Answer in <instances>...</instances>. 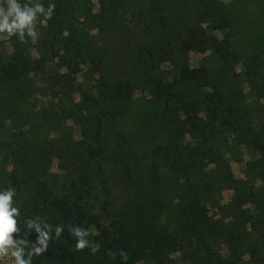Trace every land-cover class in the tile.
Instances as JSON below:
<instances>
[{
    "label": "trees",
    "instance_id": "16d2710c",
    "mask_svg": "<svg viewBox=\"0 0 264 264\" xmlns=\"http://www.w3.org/2000/svg\"><path fill=\"white\" fill-rule=\"evenodd\" d=\"M65 1L42 0L45 12L49 2L56 7L52 18L43 25L46 36L34 45V51L27 47L17 50L14 45L0 47V82L16 86L20 79L33 74H49L51 78L56 76L54 86L49 88L55 96L63 93L74 98L77 89L73 76L80 73L78 58L82 55L83 43L79 38H70L68 42L79 48L73 55L52 44L59 38L52 31L55 28L62 32L68 30L69 14L75 11L69 8L64 13ZM98 1L103 8L104 2ZM76 4L81 3L76 1ZM207 6L179 31L170 30L171 20L161 7L155 9L154 4L150 7L153 14L150 19L156 28L153 30L150 23H145V30L160 40L157 44L139 46L135 61L144 68V82L148 87L143 89L144 96L162 102L159 116L176 119L177 125L165 144L156 143L151 148L149 177L136 188L137 197L127 199L114 213L106 209L96 211L90 201L89 182L94 168L92 163H85L82 153L78 155L81 163L67 183H59L54 176L45 179L41 177L42 173L36 175L23 167L18 159L21 151H31L27 140L33 137V131L28 127L25 129L26 123L17 124L23 138L18 133L15 140L8 134L3 135L7 138L2 137L0 128V151H3L0 189L9 186L16 189L14 201L20 211L21 236L26 230L23 224L26 217H41L53 226V230L57 225L64 227L61 238L50 241L48 251L34 256L32 264H264V192H260L254 182L240 186L225 163L221 165L229 177L223 180L229 181V185L217 186L222 180L220 173L209 179L216 165L219 167L217 149L214 148L218 141L230 137L236 145L250 146L264 155V123L258 126L249 111L242 107V89L233 86L238 75L228 32L221 38L205 27L208 19H212L211 26L225 31L230 22L218 20L225 15L226 9L215 3ZM91 51L88 58L82 57L80 61L84 63L90 58L91 71L97 79L93 87L100 93L109 91L114 99H130L136 85L134 81L124 77L109 82L103 58L93 48ZM191 51L210 52L212 62L181 64L174 68L166 65L177 52L187 54ZM254 71L249 66L248 72ZM16 118L18 116L13 119ZM103 131L104 120L99 117L91 136L99 148L87 142V160L102 150ZM118 136L117 146L128 144L123 136ZM192 139L207 146L200 158H196L190 149L186 152L187 148H192L189 145L193 143ZM125 155H119L117 161L122 176L133 181L132 166ZM195 173L197 175L192 179L190 174ZM184 181L195 193L185 200L175 197L172 207L175 206L178 220L174 229L168 230L160 224L159 218L171 205L160 195L177 189ZM225 190L231 191V196L223 202ZM215 191L220 198L215 196ZM70 225L95 229L87 239L99 242V251L92 253L89 248L76 251L75 239L68 230ZM13 236L15 238L16 234ZM36 236L33 232L28 239L34 242ZM122 250L127 254V260L121 258Z\"/></svg>",
    "mask_w": 264,
    "mask_h": 264
},
{
    "label": "rangeland",
    "instance_id": "374dc122",
    "mask_svg": "<svg viewBox=\"0 0 264 264\" xmlns=\"http://www.w3.org/2000/svg\"><path fill=\"white\" fill-rule=\"evenodd\" d=\"M76 1L81 4H76ZM102 1L103 8L98 0H66L63 5L64 13L69 8L75 10L69 14V28L63 32L59 28L52 31L58 34L55 37H59L52 44L57 49L62 48L68 55L76 54L79 50L76 44L68 42L71 37L79 38L83 43L80 48L82 55L78 58L80 73L73 76L74 88L77 89L74 98L63 93L55 96L49 88L54 86L56 76L51 78L49 74H33L20 79L16 86L0 82V128L2 137L7 138L3 135L8 134L15 140L18 133L23 138L17 124L26 123L25 129L28 127V130L33 131V137L27 140L28 150L31 151H21L18 159L23 167L36 175L42 173L41 177L45 179L54 176L59 183H67L69 178L74 177V171L77 170L78 163H81L78 155L82 153L85 163H92L94 168L89 182L92 200H89L93 201L96 211L106 209L114 213L127 199L137 197L136 188L149 177L151 148L156 143L165 144L177 125L176 119L159 116L163 108L162 102H154L144 96L143 89L148 88L144 82V68L135 61L139 46L157 44L160 40L157 35L145 30V23H150L153 30L156 28L155 22L150 19V15H153L151 5L154 4L155 9L162 8V12L171 20L170 30L174 31H179L185 24L194 21L197 12L205 11L207 5L215 3L226 9L227 13L225 11V15L218 20L230 22L225 31L221 32V28L211 26L212 19H208L205 27L208 32L221 38L228 32L236 55L233 64L238 75L233 86L242 89L241 105L260 126L264 123V0ZM36 28L39 38L35 42L29 39L28 43L22 44L16 36L4 35L0 36V47L10 48L14 45L17 50L27 47L34 51V45L46 36L43 25L37 23ZM92 48L103 58L109 82L124 77H130L134 81L136 85L130 99H114L110 97L109 91L100 93L93 87L97 79L92 74L90 58L84 63L80 61L82 57L88 58L92 54ZM211 62L210 52L191 51L187 54L177 52L166 65L174 68L181 64L200 65ZM249 66L255 71L248 72ZM15 116L18 118L13 119ZM99 117L104 120L102 150L87 160L86 143L99 148L91 138L95 120ZM12 133L14 134L11 136ZM118 135L123 136L128 144L117 146ZM227 139L214 145L219 167L216 165L217 168L211 172L209 179L220 173L222 180L217 186L220 188V185H229V181L223 180L224 177H229L226 168L221 165L225 163L240 186L254 182L259 191L264 192V155L250 146L236 145L230 137ZM192 141L189 144L192 148H187L186 152L190 149L196 158H200L207 146L194 139ZM1 152L3 151H0V163L3 156ZM125 153V158L132 166L135 178L133 181L122 176L121 166L118 164L120 162L117 161L119 155ZM195 175L197 174H190V177L194 179ZM186 183L184 181L177 189L160 195L171 205L159 218L160 224L168 230H173L178 220L173 208L175 206L172 207L175 197L185 200L195 193ZM218 191L214 194L220 198ZM222 195V201L226 202L231 191L225 190Z\"/></svg>",
    "mask_w": 264,
    "mask_h": 264
},
{
    "label": "clouds",
    "instance_id": "9594fccd",
    "mask_svg": "<svg viewBox=\"0 0 264 264\" xmlns=\"http://www.w3.org/2000/svg\"><path fill=\"white\" fill-rule=\"evenodd\" d=\"M55 7L54 3L49 2L45 12L42 0H0V36H16L22 44L29 42L26 37L35 42L39 38L37 23L44 25L50 20ZM15 196L16 189L12 186L0 189V264H32L34 256L39 257L48 251L50 241L61 238L64 227L57 225L53 230V226L41 217H26L23 220L26 230L21 236V229L18 227L20 211L15 204ZM68 230L75 239L76 251L85 248H89L92 253L99 251V242L87 239L95 229L70 225ZM33 232L37 234L34 242L28 239ZM120 255L123 260H127V254L123 250Z\"/></svg>",
    "mask_w": 264,
    "mask_h": 264
}]
</instances>
